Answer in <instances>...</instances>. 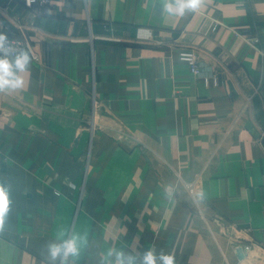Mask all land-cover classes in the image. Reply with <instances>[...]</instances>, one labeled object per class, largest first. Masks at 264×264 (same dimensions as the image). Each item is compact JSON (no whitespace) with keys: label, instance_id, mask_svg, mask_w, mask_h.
Masks as SVG:
<instances>
[{"label":"crops","instance_id":"0c3cea01","mask_svg":"<svg viewBox=\"0 0 264 264\" xmlns=\"http://www.w3.org/2000/svg\"><path fill=\"white\" fill-rule=\"evenodd\" d=\"M162 7L0 0V33L32 48L0 92V264H49L72 235L75 264H264V0Z\"/></svg>","mask_w":264,"mask_h":264},{"label":"clouds","instance_id":"9594fccd","mask_svg":"<svg viewBox=\"0 0 264 264\" xmlns=\"http://www.w3.org/2000/svg\"><path fill=\"white\" fill-rule=\"evenodd\" d=\"M201 0H163L162 14L177 15L180 17L196 11ZM13 51L11 42L4 33H0V92L18 90L25 87L24 78L19 73L29 70L31 60L28 52L23 49ZM8 196L0 187V222L8 211ZM86 239V238H84ZM82 238L72 235L59 243H49L47 246V259L49 264H75L79 256ZM109 255L114 257V264H174V257L163 253L156 254L154 249H149L143 254L137 250L126 251L124 248L110 249ZM72 257V261H69Z\"/></svg>","mask_w":264,"mask_h":264},{"label":"built area","instance_id":"2783aa9c","mask_svg":"<svg viewBox=\"0 0 264 264\" xmlns=\"http://www.w3.org/2000/svg\"><path fill=\"white\" fill-rule=\"evenodd\" d=\"M23 1L28 7L49 6L52 4V0H23ZM9 41L11 42V46L13 49V51L9 53L10 56L15 55L14 50H20V49H23L24 51L28 52L29 55H32V48L29 45L28 41H21V40H9ZM181 58L189 64L190 70L193 73V75L201 74L202 71L199 68V62L194 52L185 51L181 54Z\"/></svg>","mask_w":264,"mask_h":264}]
</instances>
